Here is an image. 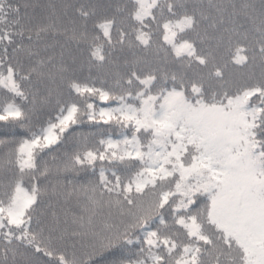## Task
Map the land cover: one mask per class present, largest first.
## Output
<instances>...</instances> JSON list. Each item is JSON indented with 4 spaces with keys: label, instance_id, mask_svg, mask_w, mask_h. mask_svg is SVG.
Wrapping results in <instances>:
<instances>
[{
    "label": "snow or ice",
    "instance_id": "1",
    "mask_svg": "<svg viewBox=\"0 0 264 264\" xmlns=\"http://www.w3.org/2000/svg\"><path fill=\"white\" fill-rule=\"evenodd\" d=\"M0 264H264V0H0Z\"/></svg>",
    "mask_w": 264,
    "mask_h": 264
}]
</instances>
